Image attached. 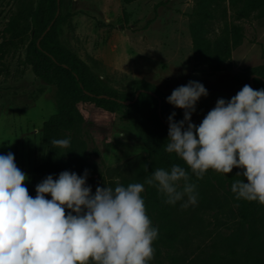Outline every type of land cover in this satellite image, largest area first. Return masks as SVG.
I'll use <instances>...</instances> for the list:
<instances>
[{
	"label": "trees",
	"instance_id": "16d2710c",
	"mask_svg": "<svg viewBox=\"0 0 264 264\" xmlns=\"http://www.w3.org/2000/svg\"><path fill=\"white\" fill-rule=\"evenodd\" d=\"M136 1L121 0L124 6ZM62 2L15 0L0 42V61L24 51L22 63L31 67L45 84L57 89V112L42 126V140L47 146L45 158L26 171L30 176L26 185L29 195L35 197L36 185L47 176L57 179L64 171L84 176L87 170L86 183H90L95 171L87 162L84 131L97 124L107 125L122 111L147 156L138 155L116 167L99 187L114 189L117 185L144 183L154 169H170L174 164L185 167L190 182L196 185L197 203L183 208L187 197L170 205L155 186L144 184L141 195L146 213L158 229L152 244L153 258L159 264H164L163 255L166 264H264V205L237 200L231 191L233 181L243 179L236 176L241 170L234 168L223 174L209 169L202 179H197L176 154L167 153L168 118L175 113L173 120L182 121L183 110L167 102L171 94L160 92L145 79L131 80L123 90L110 88L63 42L59 28L71 15L63 13ZM123 13L126 16L125 10ZM251 17L264 18V0H194L189 30L195 59L210 72L227 68L232 52L244 40L243 27L236 21ZM240 76L253 89H264V65L246 68ZM53 139H69L70 145L54 147L50 143ZM217 190L224 191L235 205L236 223L221 222L222 228H210L203 214L217 204ZM69 211L66 209V215Z\"/></svg>",
	"mask_w": 264,
	"mask_h": 264
},
{
	"label": "clouds",
	"instance_id": "9594fccd",
	"mask_svg": "<svg viewBox=\"0 0 264 264\" xmlns=\"http://www.w3.org/2000/svg\"><path fill=\"white\" fill-rule=\"evenodd\" d=\"M207 95L195 81L172 91L167 102L184 110V119L175 122V113L168 118L165 151L176 154L197 179L209 169L223 174L240 169L236 176L243 179L233 181L232 193L264 205V89L245 84L229 101L219 99L197 127L191 114ZM50 143L67 148L70 140ZM27 179L14 154H0V264H148L158 229L146 213L144 184L155 186L167 204L185 197L183 208L197 203L196 185L178 164L154 169L144 183L97 187L94 195L86 185L87 170L84 176L68 171L57 179L47 176L36 185L35 197Z\"/></svg>",
	"mask_w": 264,
	"mask_h": 264
},
{
	"label": "rangeland",
	"instance_id": "374dc122",
	"mask_svg": "<svg viewBox=\"0 0 264 264\" xmlns=\"http://www.w3.org/2000/svg\"><path fill=\"white\" fill-rule=\"evenodd\" d=\"M14 2L0 0V42ZM193 7L194 0H138L126 6L121 0H63L62 11L71 16L59 33L112 89L123 90L131 80L145 79L171 94L190 81L201 83L208 95L199 99L191 114V123L198 127L219 99L229 101L243 88L244 69L264 65V18L236 21L243 27V43L232 52L229 66L215 73L194 56L189 30ZM24 56L20 51L0 61V154H14L28 178L26 186L30 180L26 171L42 163L47 152L42 126L57 112V89L37 78L22 63ZM82 138L87 162L95 171L86 183L93 195L113 169L138 155L147 156L122 111L107 125L89 127ZM214 194L218 201L203 214L205 223L210 228H222L221 222L235 224V205L224 191ZM161 261L167 263L165 255ZM148 264L159 262L152 258Z\"/></svg>",
	"mask_w": 264,
	"mask_h": 264
},
{
	"label": "water",
	"instance_id": "95a60500",
	"mask_svg": "<svg viewBox=\"0 0 264 264\" xmlns=\"http://www.w3.org/2000/svg\"><path fill=\"white\" fill-rule=\"evenodd\" d=\"M58 2H59V0H58ZM58 12H59V10H58ZM255 77V75H252L251 77H250V83H251V85H253V78ZM137 95H138V93H137ZM137 95H136V97L135 98H137ZM169 126V125H168Z\"/></svg>",
	"mask_w": 264,
	"mask_h": 264
}]
</instances>
